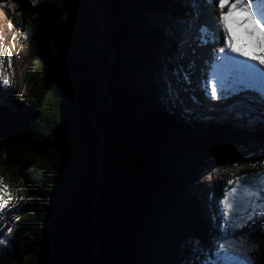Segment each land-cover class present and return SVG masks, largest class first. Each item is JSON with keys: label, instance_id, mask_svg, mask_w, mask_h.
I'll list each match as a JSON object with an SVG mask.
<instances>
[{"label": "trees", "instance_id": "obj_1", "mask_svg": "<svg viewBox=\"0 0 264 264\" xmlns=\"http://www.w3.org/2000/svg\"><path fill=\"white\" fill-rule=\"evenodd\" d=\"M31 1L51 15L80 8L91 17L88 0ZM94 2L115 53L106 109L100 82L111 53L96 47L98 20L87 35L76 30L57 40L70 50L66 57L35 52L22 93L0 87V174L34 196L0 241V264H185L195 255L194 239L211 248L198 226L184 225L190 207L175 194L203 199L196 158L218 145L194 133L203 127L199 120L168 106L156 79L165 70L161 56L171 72L176 67L177 48L163 57L169 24L152 17L161 20L169 11L180 21L181 0ZM15 12L32 43L45 35L40 24ZM249 127L264 140V126ZM208 232L211 240L218 236L212 227Z\"/></svg>", "mask_w": 264, "mask_h": 264}, {"label": "rangeland", "instance_id": "obj_2", "mask_svg": "<svg viewBox=\"0 0 264 264\" xmlns=\"http://www.w3.org/2000/svg\"><path fill=\"white\" fill-rule=\"evenodd\" d=\"M197 2L200 3L201 8V10L198 8L200 11V22L215 29L216 23L212 20H208L207 17V10L204 7L206 0H197ZM13 4L15 7L12 6ZM189 5L187 0H181L180 2V7L183 11L181 19L182 24L184 21L188 20ZM9 7H11L12 10L9 9ZM213 7H217V4H213ZM86 8L90 10V18L84 15L80 8L68 12L60 11L58 14L51 15L47 8L31 0H0V87L2 88L5 86L7 90H10L15 95L22 93L24 90L26 72L33 63L32 57L35 55V52H42L43 56L45 55L50 58L66 57L70 50L58 45L57 40L68 38L76 32V30L87 35L90 32V27L93 25V20L100 19L102 10L99 7L95 6L93 9L90 4H87ZM15 11L22 14L23 17L28 20L40 24L41 32L45 35L39 37L36 42L32 43L30 38L33 34L22 29ZM151 16V12L146 13L144 20L150 23ZM158 18L157 16H155V18L152 17L156 24L167 23L170 24L172 28L174 25L177 26V28H175L177 29V42H174V45H167L164 42V46L166 47V49L164 46L162 47L164 57L167 53L169 54L167 51L168 49H174L173 46L177 48V44L180 47L182 37L180 33L181 26L179 20H172L169 11L161 17V20H158ZM216 19H218V15H216ZM170 35L171 32L168 28H165L166 38L170 37ZM97 44L96 47L99 45L106 47L100 37ZM185 48L184 52H186ZM160 61L163 67H165V70H162V75L160 74L157 76L160 78L156 77V79H159L158 83L160 90L164 93V78L166 76L171 77L172 72L170 71L171 68L167 59L163 60L161 56ZM172 62L177 65L176 59ZM9 78L11 79V84L6 82ZM171 79L172 83L175 84V77H171ZM100 91L105 95L102 89H100ZM189 91L190 89L180 92V96H185V93H190ZM202 97L203 94L199 91L200 100ZM204 102L202 101L200 105L194 104L193 109L190 108L192 112L186 110L187 114H185L189 119L199 120L203 125V127L201 126L202 129L195 128V134L203 139L214 140L218 145L217 150L211 152L207 157L196 158L197 170L194 176L200 179L202 188L201 197H203V199L193 201L190 199V196H187L184 192L176 193L175 197L179 203L185 204L187 208L190 207L188 210L185 209L188 214L184 213V215H188L186 217L188 223L186 224L185 222L184 225L186 227L198 226L201 237L205 238L207 246L209 245L212 247L214 240H211L208 228L212 227L219 235V210L217 201L220 200L221 195L214 192L215 186L210 183L212 181L210 177H212L213 171H217L218 174H225L227 171L230 176H232V172L237 169H245L246 174L264 173V140L258 139L257 135L250 131L247 121L238 120L235 118L234 114H229L225 110V106L219 105L213 107L211 104ZM177 105L173 106L168 103V106L174 107L175 109H173L176 110V112L178 111ZM254 107L259 109V105H255ZM203 108L208 111L206 112ZM33 162L37 161L33 160ZM230 176L229 180L233 179V177L230 178ZM10 179L11 178L8 179V176L0 174V181H2V184H0V195H3L4 199L8 200L7 206L3 210H0L1 242L4 234H6L11 227L12 222L28 211V208L32 206L31 202L34 198L33 195L21 190L17 181L13 182L11 179L12 183L9 181ZM3 185H7V192L2 190ZM53 200L58 201L57 198ZM212 209H214L215 212L217 211L218 215L214 214ZM208 213H210V215ZM207 214L209 215V219L206 223L205 219L208 216ZM257 217L254 223H252L253 221L249 222L244 227L237 229V235H247L259 246L258 250L253 252L252 255L255 258V264H264V230L261 229L260 224L262 218L259 216Z\"/></svg>", "mask_w": 264, "mask_h": 264}, {"label": "snow or ice", "instance_id": "obj_3", "mask_svg": "<svg viewBox=\"0 0 264 264\" xmlns=\"http://www.w3.org/2000/svg\"><path fill=\"white\" fill-rule=\"evenodd\" d=\"M206 3H216L219 8L215 29L195 23L200 5L192 0L193 18L185 24L176 59L186 58L184 48L190 46V41L199 46L220 43L222 46L203 62L199 91L210 104L215 101L225 105V110L234 114L236 119L245 120L249 125L264 126V72L260 71L264 69V0H206ZM245 39L248 41L246 47L259 54L239 46V42ZM195 70L194 60L187 65L177 63L171 73L175 84L171 77L164 78L166 102L185 106L180 92L189 90ZM6 82L11 84V79ZM189 99L196 105L202 103L195 95ZM230 100L232 103L229 104ZM255 105H259V109ZM2 190L7 192V185H3ZM7 204L8 200L0 195V210ZM217 205L219 235L211 248H205L194 239L191 247L195 255L185 264H255L252 253L259 246L249 236L237 235L236 230L257 216L262 218L260 224L264 230V173H250L228 180Z\"/></svg>", "mask_w": 264, "mask_h": 264}, {"label": "bare ground", "instance_id": "obj_4", "mask_svg": "<svg viewBox=\"0 0 264 264\" xmlns=\"http://www.w3.org/2000/svg\"><path fill=\"white\" fill-rule=\"evenodd\" d=\"M191 2H192V0H187V3L190 4V5H191ZM196 2H197V0H196ZM198 4L200 5V3H198ZM213 4L215 5V3H212V4L206 3L204 5V7L207 10L208 20H212L213 22L216 23V20H217L216 19V15H219V11L217 9H219V8L218 7H213ZM190 5L188 6V9H189V11H188V20L184 21L183 24L181 23V20L179 21V24L181 26L180 33H181L182 36L184 35V32H185V24L187 22L191 21L192 18H193L194 10H193V8ZM199 10H201L200 7H199ZM199 10H196V11H198V13L200 14V11ZM202 12H204V11H202ZM195 23L197 25H199V24H205V23H201L200 20H199V18H198L197 21H195ZM175 28H177V26L174 25L173 28H172L170 26V24H169L168 30L171 32V35H170V38L171 39L173 37V33L175 31ZM246 46L247 45H244V47L246 48V50H248V51H250L251 53H254V54H259V52L257 50L251 49V48H247ZM219 47H221V44L220 43H213V44H209V45H206V46H199L195 42L190 41V46H188V47L185 48L186 49V52H185L186 53V58L183 59V60H179V61L176 59L177 58V55H178V50H177L176 57H174V60L173 61H175V59H176L177 60L176 63H183V65H187L190 60H194L195 61V64H196L195 73L191 77L193 83H192V85L189 88L190 89V91H189L190 93L187 92V93H185V96H181L183 98V100L185 101V106H181V105L178 104L177 105L178 111L179 110L180 111H186L187 110L189 112H192L190 110V108L193 109L194 104L190 101L189 97H190V95H195V96L198 95L197 97H199L198 80L201 77V71L200 70L203 67V62H204V60L209 59V57L212 55V53L214 51H216ZM262 70L264 71V69H262ZM187 95H189V96H187ZM237 99H240V97H238ZM201 101L204 102V98L203 97H202ZM213 102H215V101H213ZM215 103L216 104H211V105L212 106L213 105H215V106L223 105V104H221L219 102H215ZM228 103L230 104V103H232V101L230 100ZM211 105H209V106H211ZM204 110H206V109H204ZM207 111L208 110H206V112ZM240 144L243 145L242 143H240ZM221 169H222V166H221ZM213 172L214 173H213L212 177H210V179L212 178V181L210 183L214 184V186H215L214 187V190H215L214 192H216V193H218L219 195L222 196V191H223L224 187L227 185V181L229 180L230 174L227 171H226L225 174H218L217 171H213ZM245 172H246L245 169H243V170L242 169H237V170H235L232 173H234V175H235L234 176V179H235L237 176H244V174H246ZM184 197L187 198L186 196H184ZM212 210H213L214 214L218 215L217 211L215 212L214 209H212ZM208 214L210 215V213H208ZM209 215L205 219L206 223L208 222L207 220L209 219ZM254 220H253V222L252 221H250V222L254 223Z\"/></svg>", "mask_w": 264, "mask_h": 264}, {"label": "water", "instance_id": "obj_5", "mask_svg": "<svg viewBox=\"0 0 264 264\" xmlns=\"http://www.w3.org/2000/svg\"><path fill=\"white\" fill-rule=\"evenodd\" d=\"M88 2H89V4L92 6V8L94 9V7L95 6H97V7H99L95 2H94V0H88ZM100 8V7H99ZM101 9V8H100ZM99 22H100V29H99V34H98V36L102 39V42L105 44V46L107 47V49L109 50V52L111 53L110 55H111V63H110V65H109V67L104 71V73H103V75H102V78H101V82H100V87H101V89L105 92V100H106V106H104L103 107V109L102 110H104V109H106L107 108V105H108V103L111 101V95H110V93H109V91H108V89H107V84H106V82H107V76H108V74H109V71H110V68L112 67V63L114 62V60H115V56H114V52H113V50L110 48V45H109V43H108V39H107V37L104 35V33H103V29H102V25H103V11H101V13H100V19L98 20ZM108 99V100H107ZM102 110H100L99 112H98V114H97V116L95 117V119H94V126H95V124L97 123V120H98V117L100 116V114H101V112H102ZM96 131H97V133H99L101 136H102V138H104V136L96 129ZM104 144H103V150H104ZM102 161H103V155L101 156V159H100V167H101V165H102ZM100 178H101V168H99V180H100ZM98 185H99V181H98ZM97 194H99V186L97 187ZM97 199H96V203H95V209H94V223H96V217H97V211H96V209H97ZM93 223V224H94ZM97 237V236H96ZM95 237V238H96ZM97 239V238H96Z\"/></svg>", "mask_w": 264, "mask_h": 264}]
</instances>
